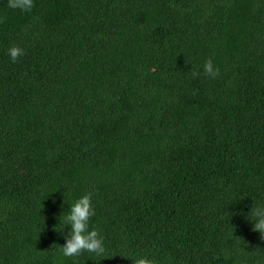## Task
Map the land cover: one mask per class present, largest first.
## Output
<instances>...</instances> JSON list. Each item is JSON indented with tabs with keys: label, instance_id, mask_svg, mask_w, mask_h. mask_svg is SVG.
<instances>
[{
	"label": "trees",
	"instance_id": "16d2710c",
	"mask_svg": "<svg viewBox=\"0 0 264 264\" xmlns=\"http://www.w3.org/2000/svg\"><path fill=\"white\" fill-rule=\"evenodd\" d=\"M89 193L106 252L65 257ZM254 206L264 0H0V264H264Z\"/></svg>",
	"mask_w": 264,
	"mask_h": 264
},
{
	"label": "clouds",
	"instance_id": "9594fccd",
	"mask_svg": "<svg viewBox=\"0 0 264 264\" xmlns=\"http://www.w3.org/2000/svg\"><path fill=\"white\" fill-rule=\"evenodd\" d=\"M8 7L26 13L31 12L34 7V0H8ZM24 54V50L20 47L13 46L9 49V55L13 62H16ZM193 75L198 76L199 73L194 72ZM204 75L212 79L220 75L219 68L214 67L211 59L207 60L204 65ZM91 199V193L86 194L70 208L66 221L71 226V231L65 236V245L60 247L65 257H78L84 252L102 256L106 252L103 239L98 231H89V221L95 215ZM250 218L252 222L255 221L253 222V231L259 232L261 239L264 240V207L254 206ZM52 247L55 248L57 245ZM134 264H154V261L148 258H139L135 260Z\"/></svg>",
	"mask_w": 264,
	"mask_h": 264
}]
</instances>
